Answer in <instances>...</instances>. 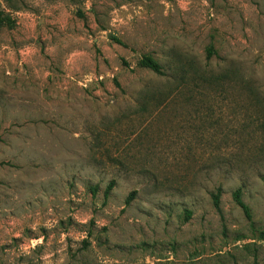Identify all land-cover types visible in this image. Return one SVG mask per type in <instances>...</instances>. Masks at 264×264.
<instances>
[{"label":"rangeland","instance_id":"1","mask_svg":"<svg viewBox=\"0 0 264 264\" xmlns=\"http://www.w3.org/2000/svg\"><path fill=\"white\" fill-rule=\"evenodd\" d=\"M0 20V264H264V0Z\"/></svg>","mask_w":264,"mask_h":264},{"label":"trees","instance_id":"2","mask_svg":"<svg viewBox=\"0 0 264 264\" xmlns=\"http://www.w3.org/2000/svg\"><path fill=\"white\" fill-rule=\"evenodd\" d=\"M0 23H1V20H0ZM112 39L115 42L121 44L120 40H118L117 38H112ZM122 63L125 64V61L122 60ZM138 66L148 68L156 74L161 75L163 73L161 65L150 55L141 56V58L138 61ZM112 186H113V181H110L105 187L104 192H103L104 200L107 199ZM219 195H220V188H217L216 192L212 193L213 205L217 210H219ZM232 198L234 202L236 203V205L242 210L246 219L250 220L251 219L250 209L242 200L241 190L239 188L235 189L232 192ZM129 199H130V196L127 198L126 203L129 201Z\"/></svg>","mask_w":264,"mask_h":264}]
</instances>
